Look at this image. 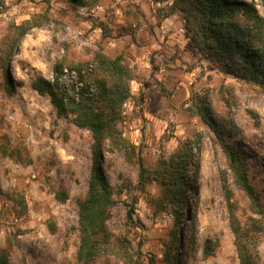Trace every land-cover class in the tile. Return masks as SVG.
Segmentation results:
<instances>
[{
    "label": "rangeland",
    "instance_id": "374dc122",
    "mask_svg": "<svg viewBox=\"0 0 264 264\" xmlns=\"http://www.w3.org/2000/svg\"><path fill=\"white\" fill-rule=\"evenodd\" d=\"M236 1L264 15L263 0ZM173 3L0 0V262L76 264L93 136L78 125V112L58 114L49 91L40 94L32 84L53 82L60 65L59 88L78 92L81 74L91 85L88 97L102 99L101 62L122 56L127 95L108 113L114 121L103 145L115 244L140 252L143 264H241L235 224L254 264H264V213L196 111L210 106L264 209V91L211 61ZM198 138L197 171L188 172L192 188L169 200L164 162L185 142L195 149ZM60 191L68 194L64 202Z\"/></svg>",
    "mask_w": 264,
    "mask_h": 264
},
{
    "label": "trees",
    "instance_id": "16d2710c",
    "mask_svg": "<svg viewBox=\"0 0 264 264\" xmlns=\"http://www.w3.org/2000/svg\"><path fill=\"white\" fill-rule=\"evenodd\" d=\"M173 6L185 14L187 26L193 31V40L211 61H215L225 74L257 84L264 91V15L260 14L253 3L236 0H174ZM28 29L24 28L18 39ZM101 68L98 83L102 88V99L88 97L91 85L89 82L84 83L81 74L79 84L82 85L78 92H71L65 86L59 88V73L63 71L60 65L55 66L57 76L53 82L40 79L32 85L40 94L49 91L58 114L78 112V125L90 130L93 136V173L88 192L79 201L80 245L76 264H92L98 260H103L105 264H143L140 252L131 251L129 246L115 244L113 234L107 226L115 200L103 170V145L114 121L113 117H108V113L115 111L117 103L126 97L123 81L129 74L122 56L115 59L104 58ZM113 78L115 82L111 85ZM196 109L224 148L237 182L249 194L259 212L264 213L247 175L239 166L238 151L224 139V128L216 123L210 106L200 104ZM196 141L195 149L185 142L164 162L165 172L161 183L169 200L180 198L192 188L188 172L191 169L197 171L196 165L201 153L200 139ZM67 198L66 191L57 193L60 201L64 202ZM127 217L133 221L132 210L128 211ZM234 231L241 264H254L255 254L235 224ZM111 256L115 262L111 260ZM0 264H8V261L1 258Z\"/></svg>",
    "mask_w": 264,
    "mask_h": 264
}]
</instances>
